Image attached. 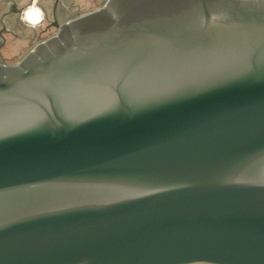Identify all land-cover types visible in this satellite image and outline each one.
I'll use <instances>...</instances> for the list:
<instances>
[{
  "label": "water",
  "instance_id": "95a60500",
  "mask_svg": "<svg viewBox=\"0 0 264 264\" xmlns=\"http://www.w3.org/2000/svg\"><path fill=\"white\" fill-rule=\"evenodd\" d=\"M0 63V264H264V0H107Z\"/></svg>",
  "mask_w": 264,
  "mask_h": 264
},
{
  "label": "rangeland",
  "instance_id": "374dc122",
  "mask_svg": "<svg viewBox=\"0 0 264 264\" xmlns=\"http://www.w3.org/2000/svg\"><path fill=\"white\" fill-rule=\"evenodd\" d=\"M38 1L46 14L49 15V18L52 17V13L55 11L58 22L63 24L65 18L74 19L90 11L92 12V10L95 11L102 7L107 0ZM31 2L32 0H0V29H3V26L8 28L6 33L3 29L4 35L0 36V40L5 44L2 49V57L11 63L21 60L28 55L36 44L52 37L54 33H42L43 28H33L21 22L20 13H16V9L19 12L24 11V7Z\"/></svg>",
  "mask_w": 264,
  "mask_h": 264
},
{
  "label": "flooded vegetation",
  "instance_id": "af4514ba",
  "mask_svg": "<svg viewBox=\"0 0 264 264\" xmlns=\"http://www.w3.org/2000/svg\"><path fill=\"white\" fill-rule=\"evenodd\" d=\"M37 7H39L41 10H42V12H43V20L41 21V24L39 25V26H36V27H34V28H43L42 29V33H50V32H54L53 33V36H55L57 33H58V27L56 26L57 24H59L60 26L61 25H63L64 23H66V22H68V21H70V20H68L67 18H65V20H64V23L63 24H61V23H59L58 22V20H57V18H56V16H57V13L54 11L52 14V17L51 18H49V15H47L46 14V12L43 10V8L42 7H40V6H38L37 5ZM22 12H23V10L22 11H18L17 9H16V13H20V20H21V14H22ZM64 14H65V11H64ZM66 14H67V12H66ZM72 20V19H71ZM21 22L23 23L24 21H22L21 20ZM31 27H33L32 25H31ZM3 29H5L4 31H5V33H6V31H7V27H5V26H3ZM3 29H0V36H3L4 35V32L2 31ZM52 36V37H53ZM49 38H51V37H49ZM48 38V39H49ZM47 40V39H46ZM41 42H43V41H40L39 43H41ZM38 43V44H39ZM37 45V44H36ZM35 45V46H36ZM4 46H5V44L0 40V63H2V64H19L21 61H22V59L24 58H22L21 60H19V61H17V62H15V63H11V62H9V61H7L5 58H3L2 57V49L4 48Z\"/></svg>",
  "mask_w": 264,
  "mask_h": 264
},
{
  "label": "clouds",
  "instance_id": "9594fccd",
  "mask_svg": "<svg viewBox=\"0 0 264 264\" xmlns=\"http://www.w3.org/2000/svg\"><path fill=\"white\" fill-rule=\"evenodd\" d=\"M21 20L33 27L43 20V12L37 7V0H32V4L24 9L21 14Z\"/></svg>",
  "mask_w": 264,
  "mask_h": 264
},
{
  "label": "crops",
  "instance_id": "0c3cea01",
  "mask_svg": "<svg viewBox=\"0 0 264 264\" xmlns=\"http://www.w3.org/2000/svg\"><path fill=\"white\" fill-rule=\"evenodd\" d=\"M31 4H32V2H31L29 5L25 6L24 8L29 7ZM37 5L40 6L38 0H37ZM103 5H104V4H103ZM103 5H102V6H103ZM40 7H41V6H40ZM24 8H23V9H24ZM92 11H93V10H92ZM90 12H91V11H90ZM80 15H82V14H80ZM68 20H71V19H68ZM23 24H27V23L23 22ZM27 25L31 26L30 24H27ZM38 26H39V25H38ZM33 28H34V27H33Z\"/></svg>",
  "mask_w": 264,
  "mask_h": 264
},
{
  "label": "built area",
  "instance_id": "2783aa9c",
  "mask_svg": "<svg viewBox=\"0 0 264 264\" xmlns=\"http://www.w3.org/2000/svg\"><path fill=\"white\" fill-rule=\"evenodd\" d=\"M40 24H41V22L38 25H40ZM38 25H36V26H38ZM36 26H34V27H36Z\"/></svg>",
  "mask_w": 264,
  "mask_h": 264
}]
</instances>
